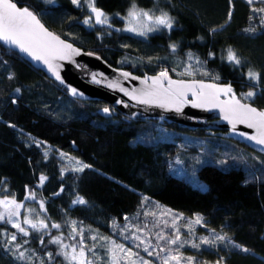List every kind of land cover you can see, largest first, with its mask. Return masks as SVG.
<instances>
[{"label":"trees","instance_id":"trees-1","mask_svg":"<svg viewBox=\"0 0 264 264\" xmlns=\"http://www.w3.org/2000/svg\"><path fill=\"white\" fill-rule=\"evenodd\" d=\"M14 1L62 38L139 75L167 69L170 76L185 79L171 69L172 58L192 52L216 76L208 80L230 84L237 95L259 89L250 102L264 108V25L245 32L253 8L246 0H95L97 8L113 16L109 24L116 30L94 20L85 25L89 13L71 0ZM133 2L153 15L167 12L173 28L146 38L119 32L117 17ZM229 48L240 58L239 65L227 60ZM249 69L260 73L259 81L249 80ZM104 107V102L72 98L19 52L0 43V196L27 205L32 201L25 197L35 193L49 222L64 232L75 220L106 235L112 220L122 221L151 200L187 216H202L210 229L227 235L231 243L203 249L202 259L264 264V155L202 128L131 119L117 112L106 115ZM190 137L205 142V148L199 150L186 139ZM61 153L91 167L64 172ZM180 157L187 174L173 167ZM41 175L47 177L42 185ZM78 197L87 203L73 204ZM12 233L16 241H10ZM37 238L31 234L23 243L11 223L0 222V264H17V243L37 250ZM54 264L64 262L56 256Z\"/></svg>","mask_w":264,"mask_h":264},{"label":"snow or ice","instance_id":"snow-or-ice-1","mask_svg":"<svg viewBox=\"0 0 264 264\" xmlns=\"http://www.w3.org/2000/svg\"><path fill=\"white\" fill-rule=\"evenodd\" d=\"M88 8H90L91 13L93 15L88 16L83 23L85 25H91L93 19L96 24H108L109 20L107 15L99 8L95 6V0H85ZM254 0H247L249 5H252ZM260 3L264 4V0H259ZM71 3L79 6L81 4V0H71ZM252 11L254 13L264 14V7L262 8H253ZM252 17H250L251 19ZM125 19L129 22L128 31L138 33L140 35H147L148 32L156 31L159 29H168L171 30L173 27V18L168 15L167 12L161 11L160 15H153L150 11L139 9L136 4L133 2L127 17ZM229 19H231V13H229ZM260 23L264 24V16H261ZM212 31H215L213 29ZM254 28L245 29V32H254ZM0 41H3L6 45L14 46L19 51L28 54L34 61H40L43 65L47 66V70L54 75L57 81H60L61 84H65L63 77L60 74L61 64L57 63V61L64 60H72L75 55H79L80 50L74 48L72 44L67 43L64 40H61L59 36H56L54 33L48 31L47 28L40 22L37 16L30 11L27 7L21 8L18 7L13 0H0ZM172 51L176 50V45H170ZM227 60L233 62L236 65L241 63L240 58L233 51V49L229 48L227 50ZM91 55V53H89ZM209 55H214L210 53ZM189 61L193 60L194 57L192 54L188 55ZM197 63H200L198 58H195ZM75 63L74 60H72ZM6 63V61H5ZM78 68H85L84 65H76ZM192 64L188 63L184 67V72L188 74H192L191 72ZM175 71V69H173ZM207 75V73H205ZM90 80L92 83L101 84L106 83L109 88H118L120 92L125 93V95L130 96L132 100H136L139 103L150 105L156 104L160 107L164 108H176L179 111L182 106L186 103L192 104L197 108H217L223 113V119L229 121L233 126V131H235L236 124H247L248 127L254 128L256 130V134L248 135L246 133H241V135L247 136V138L251 141H254L259 146H264V110H258L253 107L250 103H241L240 99L236 98L235 93L230 85L226 86H218L217 84H206L203 81H184V80H173L167 71V69L159 72L156 76L152 77H144V83L147 85L146 88L140 90L129 91L124 88L119 81H107L104 77L103 73H89ZM124 78H128L131 76V73L124 72L122 73ZM247 76L249 80L259 81L260 73L255 72L252 69H249ZM11 78V77H10ZM138 79V78H137ZM151 81L148 84V81ZM68 90L70 91L72 96H80L83 97V93L80 92L78 88L72 87L71 85H66ZM19 91V90H17ZM191 93L194 99L189 100L188 94ZM221 94L228 96L229 98L226 100H221ZM255 91H248L247 93H243L242 96L245 99L251 100L256 96ZM15 102V101H13ZM117 103H125L124 101H117ZM125 106L127 104L125 103ZM104 113H110L111 109L108 107L103 108ZM41 143V142H37ZM264 150V147L261 148ZM45 155L47 153L45 152ZM66 154L61 153V156H65ZM71 159V158H70ZM76 164L79 166L73 169L74 171L81 172L85 168H90L91 165L83 164L80 161H76ZM47 179V177L41 175L40 183L41 185ZM63 191V189H61ZM56 195H59L57 193ZM35 199V193H29L28 196L25 197V200ZM147 199V198H145ZM87 202L82 198L78 197L77 200L73 201V204H86ZM40 208H44V202H39ZM24 207L23 202L18 203L15 198L12 199H0V222L11 223L12 226L18 229L19 233L24 236L29 235V232L25 227L22 226V223L19 219H13L14 217L20 216V209ZM28 212L34 211V209H28ZM46 211V209H44ZM171 211V210H169ZM183 218V213L176 214L173 220V228L175 230V237L172 236H164L160 233H156L157 240H166L169 245H177V252L179 248L184 247L186 243H190L193 248H200L201 244L204 245H215L217 241L231 243L230 239L227 235H220L212 230L213 236L210 239L209 237H200V243H196L194 239L192 240H182L180 229L175 227V220ZM127 219V218H126ZM203 222V218L199 215L195 217V220H190L186 225L189 233L193 231L192 224H201ZM23 224L31 225V228L36 229L37 231L47 229L49 226L45 223L44 220L33 221L25 216L23 220ZM72 232L76 233V221L71 222ZM114 226L115 222H114ZM52 228L59 229L61 226L59 224L53 223L51 225ZM138 232L143 231V229H137ZM123 233V229L121 230ZM80 237V248L78 255L76 254V245H67L63 244L62 236H55L51 238L52 243L60 244L63 249L68 247L72 248V254L70 255L68 252H63L62 254L66 259L70 261H79V264H85V247L82 243L83 241V232L82 230L77 233ZM135 240H141V237L133 234L132 237ZM72 239H76V236L73 235ZM93 240L96 237H92ZM106 239V238H104ZM17 235L12 233L10 235V241H16ZM27 243V241H25ZM43 243V241H41ZM145 245L144 251L148 255L155 254L156 256L160 255V252H152L149 251L151 247L150 243L145 240L142 241ZM114 248L111 250L113 252V261H118L119 257L116 255V250L118 249L121 252H125L127 255H136L132 253L131 249H125L124 246L115 245L113 241ZM22 245L17 243L15 244V248L19 249ZM136 247H140L139 244ZM233 247H238L244 252H248L249 249L243 248L239 245H233ZM164 251V249H161ZM169 253L171 250H168ZM49 259L52 258V254L48 253ZM18 257L20 259H25V253L23 251L19 252ZM181 259H186L188 264H193L194 257H181L179 255L173 256L171 254L165 256L163 258L164 264H168L169 260H175L176 264H180ZM142 264H149V261L143 260L141 258ZM91 264V262H88ZM134 264V262H133ZM217 264H220L217 261Z\"/></svg>","mask_w":264,"mask_h":264},{"label":"rangeland","instance_id":"rangeland-1","mask_svg":"<svg viewBox=\"0 0 264 264\" xmlns=\"http://www.w3.org/2000/svg\"><path fill=\"white\" fill-rule=\"evenodd\" d=\"M41 1L44 2L45 4H51L55 2V0H41ZM258 2L259 0H254L252 4L253 8H262L261 6L257 5ZM79 6L87 12L90 9L88 8L85 0H81V4ZM139 9H142V8H139ZM128 11L126 12L125 15L117 17L118 18L117 20L121 22V25L118 27L119 32L129 34V35L139 37V38H146L149 35L161 30L159 29L156 31L148 32L147 35H140L138 33L128 31L127 29L129 28V22L127 19H125V17H127L128 15ZM88 15L90 16V14ZM188 15H191V14L188 12ZM261 16H264V14L254 13L252 11V19L250 22V26H248L246 29L254 28L256 31L259 27L264 25L260 23ZM107 17H108V20H110L113 16L107 15ZM254 32H247V33H254ZM189 54H192V56L194 57V59L191 61H189L188 59ZM195 58H198L200 63H197ZM172 62L173 64L171 66V69L172 70L175 69L174 72L178 76L180 75L183 78L185 77V79L214 80V78L216 77V76L211 75L210 71H208V69L206 68L204 62L201 61L199 57H197L192 52H186L184 54V58L182 59L178 57H173ZM188 63L192 64V69H191L192 74L191 75L188 74L187 72H184V67ZM205 73H207V75H205ZM248 91H255L256 93H258L259 89H254V90L250 89L247 91L240 92L238 96L244 102H247V101L250 102V100L245 99L242 96L243 93H247ZM186 139L192 142H195L198 145L199 150H203L206 146L205 142L199 139H196L193 137L186 138ZM239 152H243V150L239 148ZM180 158H176L175 162L173 163V167L177 169V173L187 174V172L183 171L182 169L186 167L184 165L182 158L181 159ZM60 159H61V164H62L64 172L74 171L73 169L79 166L78 164H76V161H79V160L69 154H66L65 156H61L60 154ZM196 162L199 163V160H196ZM201 184L204 188L206 187L205 184L203 183ZM5 198L7 197L0 196V199H5ZM7 199H11V198H7ZM29 200H31L32 202L27 203V205L23 203L24 207L20 209V216L18 218L14 217L13 219L14 220L19 219L22 223V226L25 227L27 231L29 232V235L24 236L23 234L19 233L18 229L15 228L18 235L23 236V240H24L23 243L27 241L28 237L31 234H36V236H38L37 238L38 248L37 250H34L33 248L30 249V248L23 247V246L19 248L17 250V253L13 255V257H15L17 264L19 263L54 264L56 256H59L63 260L64 264H79L78 260L70 261L66 259L65 256L62 254L63 252H68L71 255L72 254L71 247L63 249L60 244L52 243L50 241L52 237L62 236L63 244L76 245V254L78 255L79 248H80L79 242L81 240V237L77 233H79L81 230L83 232L82 243L85 247V253H86L85 258H84L85 264H88V262H91V264H133V262L134 264H142L141 258L143 260L149 261V264H164L163 258L169 254L173 256L179 255L182 258L183 257H194L193 264H217V261L210 262V261H206L202 259L200 256V252L203 249L204 250L215 249L219 244L223 243V242L217 241L215 245L201 244L200 248H193L190 243H186L184 247L179 248V251L177 252V245H169L167 244L166 240H157L156 233H160L161 235H164V236H172L174 238L175 230L173 228V220L176 214H179V212L171 210L170 208L162 206L151 200H144L143 206L139 209L137 213L124 217L122 221H118L115 219L112 220L110 224V234H107V235L101 234L97 230H94L92 227L84 225L77 221H76L77 231L76 233H73L71 222L75 220H71V222L68 225L69 229L66 232H64V230H61V229L52 228L51 225L53 223H50L49 220L47 219L46 215L44 214V208L42 209L39 206V202L43 200L36 195H35V199H29ZM28 209H34V211L28 212L27 211ZM25 216H27L29 219L33 220L34 222L38 220H44L45 223H47L49 227L47 229L37 231L36 229L31 228V225L23 224V220ZM196 216L197 215L187 216L183 214V218H179L175 220V227L180 229L182 240L194 239L196 243H200V239H199L200 237H209L210 239L212 238L213 236L212 229H210L205 224V220L202 216L201 217L203 218V222L201 224H192L193 231L189 233L186 225L189 223L190 220L194 221ZM114 222L116 226H114ZM138 228L143 229V231L138 232L137 231ZM122 229H123V233H121ZM215 232L220 234V232L218 231H215ZM133 234L140 236L141 240H135L134 238L126 239V237H132ZM73 235L76 236V239H72ZM93 236L96 237L95 240L92 239ZM145 240H147L151 245V247L149 248V251L160 252L159 256H156L155 254L148 255L144 251L145 245L142 243V241H145ZM41 241H43V243H41ZM113 241L115 242V245L122 244L125 249H131L132 253H135L136 255H127L125 252H121L117 249L116 255L119 257V259L118 261L114 262L113 252L111 251L114 248ZM137 244H139L140 247H136ZM161 249H164V251H161ZM169 249L171 250L170 253L168 251ZM21 251L25 253V259H20L18 257V254ZM48 253L52 254L51 259H49ZM219 262L220 264H223L222 261H219ZM168 264H176V261L169 260ZM180 264H188V261L186 259H181Z\"/></svg>","mask_w":264,"mask_h":264},{"label":"water","instance_id":"water-1","mask_svg":"<svg viewBox=\"0 0 264 264\" xmlns=\"http://www.w3.org/2000/svg\"><path fill=\"white\" fill-rule=\"evenodd\" d=\"M14 3H16L13 0ZM17 4V3H16ZM18 7L24 8L22 6ZM28 8V7H27ZM32 11L30 8H28ZM33 12V11H32ZM34 13V12H33ZM90 15L91 10H88ZM35 14V13H34ZM37 18L40 20L39 16L35 14ZM94 20V19H93ZM43 24V22L40 20ZM95 23V20H94ZM96 24V23H95ZM44 25V24H43ZM101 25V24H96ZM103 26L111 27L113 30H116L117 27L108 24H103ZM45 28H47L44 25ZM48 29V28H47ZM49 32L54 33L56 36H59L55 32L48 29ZM61 40L66 41L67 43L72 44L74 48L80 50L79 55H75L72 60H64L57 61V63L61 64L60 74L63 77L65 84H61L60 81H57L47 70V66L43 65L40 61H34L28 54L19 51L14 46L6 45L3 41H0L1 44L8 47L9 49L15 50L21 54L25 61H27L30 65H32L35 69L42 71L48 78L56 81L64 88H66L67 93L74 99H80L84 101H101L106 103L107 107L111 109V112L120 113L121 115L131 118V119H148V120H157L160 124L163 123H174L180 126L189 127V128H202L207 130L209 135H217L223 137L225 139H229L241 144H244L248 148L254 150L257 153L264 155V150H261L264 146L257 145L254 141H251L247 138V136L241 135V133H246L248 135L256 134V130L254 128L248 127L247 124H236L235 131H233L232 124L223 119V113L220 109L217 108H197L194 107L190 103H186L182 106V108L177 111L176 108H164L160 107L156 104H142L136 100H132L130 96L125 95V93L120 92L118 88H109L106 83L96 84L92 83L90 80L89 73H103L104 77L107 81H119V83L129 91L140 90L147 87L144 83V77H152L157 74H143L139 75L137 73L124 70L122 68L113 67L108 64L104 59H102L99 55L85 51L72 42L62 38L59 36ZM91 53V55H89ZM76 65H84L85 68H78ZM127 72L131 73V76L128 78H124L122 73ZM170 76V75H169ZM173 80H184V81H203L206 84H217L218 86H226L230 84H219L210 80H202V79H182L175 78L170 76ZM138 78V79H137ZM151 81H148L150 84ZM66 85H71L72 87L78 88L80 92L84 95L80 96H72ZM231 86V85H230ZM234 92V91H233ZM235 93V92H234ZM236 98L240 99L239 96L235 93ZM228 96L221 94L220 99L226 100ZM188 99L192 100L194 97L191 93L188 94ZM117 101H124L125 103H117ZM241 103H250L253 107L257 108L251 102H244L240 99ZM105 108V107H104ZM258 110H264V108H257ZM110 113H105L106 115H110Z\"/></svg>","mask_w":264,"mask_h":264}]
</instances>
